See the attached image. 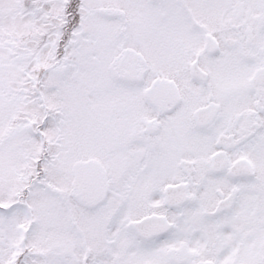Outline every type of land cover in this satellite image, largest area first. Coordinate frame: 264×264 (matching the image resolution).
Listing matches in <instances>:
<instances>
[{"label": "snow or ice", "instance_id": "obj_1", "mask_svg": "<svg viewBox=\"0 0 264 264\" xmlns=\"http://www.w3.org/2000/svg\"><path fill=\"white\" fill-rule=\"evenodd\" d=\"M0 264H264V0H0Z\"/></svg>", "mask_w": 264, "mask_h": 264}]
</instances>
